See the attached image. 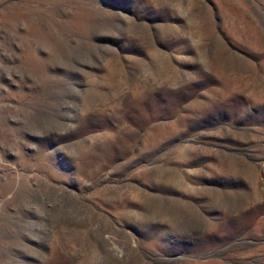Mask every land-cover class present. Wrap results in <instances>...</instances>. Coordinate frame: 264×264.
<instances>
[{
	"label": "rangeland",
	"instance_id": "1",
	"mask_svg": "<svg viewBox=\"0 0 264 264\" xmlns=\"http://www.w3.org/2000/svg\"><path fill=\"white\" fill-rule=\"evenodd\" d=\"M0 264H264V0H0Z\"/></svg>",
	"mask_w": 264,
	"mask_h": 264
}]
</instances>
